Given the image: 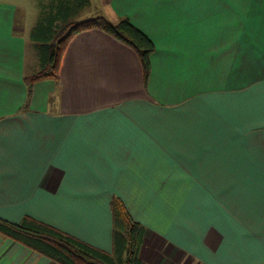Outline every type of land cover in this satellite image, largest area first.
<instances>
[{
  "label": "crops",
  "instance_id": "crops-1",
  "mask_svg": "<svg viewBox=\"0 0 264 264\" xmlns=\"http://www.w3.org/2000/svg\"><path fill=\"white\" fill-rule=\"evenodd\" d=\"M101 3L155 44L147 88L135 52L90 30L25 108L26 9L0 0V218L111 252L118 196L141 264H264V0ZM0 264L55 263L0 235Z\"/></svg>",
  "mask_w": 264,
  "mask_h": 264
},
{
  "label": "trees",
  "instance_id": "trees-1",
  "mask_svg": "<svg viewBox=\"0 0 264 264\" xmlns=\"http://www.w3.org/2000/svg\"><path fill=\"white\" fill-rule=\"evenodd\" d=\"M89 6L90 0H47L41 6L37 23L31 31L38 65L24 75L27 88L25 108L29 106L35 83L58 80L61 58L70 40L90 30H99L135 52L147 88L151 55L155 51L153 41L126 17L118 18L116 23L103 16L79 19ZM109 207L112 216L111 252L30 216H24L18 223L0 218V235L55 264H141L145 227L133 219L118 196L112 197Z\"/></svg>",
  "mask_w": 264,
  "mask_h": 264
},
{
  "label": "rangeland",
  "instance_id": "rangeland-1",
  "mask_svg": "<svg viewBox=\"0 0 264 264\" xmlns=\"http://www.w3.org/2000/svg\"><path fill=\"white\" fill-rule=\"evenodd\" d=\"M47 0H12V2H16L20 5L19 13L22 8H25V23L24 27L26 29L25 34L27 35V39H29V47H28V55L27 59L29 62L34 61L38 63L37 55L35 53V42L31 38V31L33 30L35 24L37 23L38 17L40 15L42 3L46 2ZM102 0H91V7L86 9L80 16L79 19H87L92 18L95 16H103V8H102ZM104 17V16H103ZM23 19V18H21ZM117 22V21H116ZM113 22V23H116ZM35 54V57L33 55Z\"/></svg>",
  "mask_w": 264,
  "mask_h": 264
}]
</instances>
